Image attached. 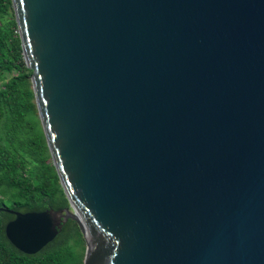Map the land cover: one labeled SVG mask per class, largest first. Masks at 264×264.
I'll use <instances>...</instances> for the list:
<instances>
[{"label": "water", "instance_id": "water-1", "mask_svg": "<svg viewBox=\"0 0 264 264\" xmlns=\"http://www.w3.org/2000/svg\"><path fill=\"white\" fill-rule=\"evenodd\" d=\"M69 207L19 212L35 255L264 264V0H12Z\"/></svg>", "mask_w": 264, "mask_h": 264}, {"label": "trees", "instance_id": "trees-1", "mask_svg": "<svg viewBox=\"0 0 264 264\" xmlns=\"http://www.w3.org/2000/svg\"><path fill=\"white\" fill-rule=\"evenodd\" d=\"M32 70L24 59L12 0H0V202L19 212L69 207L39 118ZM3 201V202H6ZM13 214L0 211V264H84L76 261L69 220L56 239L35 255L7 238Z\"/></svg>", "mask_w": 264, "mask_h": 264}, {"label": "rangeland", "instance_id": "rangeland-1", "mask_svg": "<svg viewBox=\"0 0 264 264\" xmlns=\"http://www.w3.org/2000/svg\"><path fill=\"white\" fill-rule=\"evenodd\" d=\"M0 76V80H1ZM3 201H6L5 199H3ZM0 202V208H9V205L6 202ZM71 246L74 249V254L76 257V261H80V259H82L83 255L86 253V242H85V238L84 235L80 229V227L76 226L75 229H73V235H72V239H71Z\"/></svg>", "mask_w": 264, "mask_h": 264}]
</instances>
